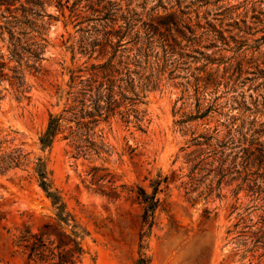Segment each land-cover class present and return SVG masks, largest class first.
I'll list each match as a JSON object with an SVG mask.
<instances>
[{
    "label": "rangeland",
    "instance_id": "1",
    "mask_svg": "<svg viewBox=\"0 0 264 264\" xmlns=\"http://www.w3.org/2000/svg\"><path fill=\"white\" fill-rule=\"evenodd\" d=\"M42 9L41 69L23 64L26 96L0 79V162L21 154L0 169V264H20L16 234L54 215L38 156L85 230L75 264H264V0H43ZM149 23L172 27L176 44L165 63L156 41L148 50L145 70L160 81L138 104L142 128L115 114L41 148L49 113L63 106L65 66L108 32L113 42L122 34L118 47L136 33L144 45ZM156 180L146 219L138 187L151 193Z\"/></svg>",
    "mask_w": 264,
    "mask_h": 264
},
{
    "label": "trees",
    "instance_id": "2",
    "mask_svg": "<svg viewBox=\"0 0 264 264\" xmlns=\"http://www.w3.org/2000/svg\"><path fill=\"white\" fill-rule=\"evenodd\" d=\"M16 2L18 5H15ZM42 6L43 0H0V79L8 78L18 98L26 96L24 92L29 86L23 64L35 71L41 69V50L46 37L43 36V22L37 24L33 17L41 14ZM47 15L50 16L49 13ZM123 21L118 24V29L124 28L125 35L132 24L126 26L128 21ZM145 30L144 45H141L143 41L136 33L129 41L131 45H124L123 48L118 47L122 43V34H117L113 42L109 36L111 32H108L101 42H92L88 50H81L87 53L85 60L65 66L68 78L56 88L57 100H62L63 106L60 111L49 113L46 125L38 135L41 148L51 146L58 133L67 131L66 137L80 129L87 133L92 125L115 114L125 122L132 120L137 128H142L143 109L138 104L143 102L144 90L157 86L160 81L158 76L152 78L153 72L145 70V64L149 62L148 50L156 41L161 50L162 63H165L168 56L174 53L176 44L172 27L160 29V26L149 23ZM138 42L141 44L134 46ZM96 44H100L99 48H96ZM113 44L115 46L109 50L108 47ZM20 157L19 152L10 156L8 162L17 165ZM10 164L2 166L0 162V169ZM34 170L38 184L55 210L52 219L44 222L39 231L24 227L16 234L13 243L25 256L20 264H75L84 251L82 239L85 230L75 216L66 210L58 191L52 188L42 156L37 157ZM159 183L160 180L153 182L151 193L142 186L138 187V197L143 203V216L146 219L158 203L155 193Z\"/></svg>",
    "mask_w": 264,
    "mask_h": 264
}]
</instances>
